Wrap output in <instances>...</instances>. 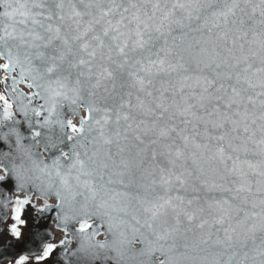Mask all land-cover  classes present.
<instances>
[{"label":"snow or ice","instance_id":"6c2138e0","mask_svg":"<svg viewBox=\"0 0 264 264\" xmlns=\"http://www.w3.org/2000/svg\"><path fill=\"white\" fill-rule=\"evenodd\" d=\"M0 58V264H264V0H0Z\"/></svg>","mask_w":264,"mask_h":264},{"label":"water","instance_id":"95a60500","mask_svg":"<svg viewBox=\"0 0 264 264\" xmlns=\"http://www.w3.org/2000/svg\"><path fill=\"white\" fill-rule=\"evenodd\" d=\"M2 62H4V61L2 58H0V63H2ZM5 76L8 77L7 86H8V89L10 90L12 87V77H16L17 79H19V69L17 68L15 70H12L9 72H5L3 69H0V80L2 81L3 94L9 95V92L6 91V89H5V80H4ZM16 87L20 92H23L26 96L29 95L31 92L35 91V89L28 87L27 81L17 84ZM0 105H2V102H0ZM0 111H2V109H0ZM81 114H83V113H81ZM74 119H76V118H74ZM32 200H33V203H36L37 205L42 203V200H40L38 198L37 194H35V193H33ZM50 202H52V201L50 200ZM33 215H34V210L31 207H28L26 209V213H25L26 218H30ZM39 215H45V214H39ZM52 215H54V213ZM95 224L97 225V227L100 230V235L97 237V239H103L104 238V232L106 231L107 226L104 224H101V222L99 220H95ZM49 227L52 228L53 236H55L59 232V229L55 228L54 222H50Z\"/></svg>","mask_w":264,"mask_h":264},{"label":"flooded vegetation","instance_id":"af4514ba","mask_svg":"<svg viewBox=\"0 0 264 264\" xmlns=\"http://www.w3.org/2000/svg\"><path fill=\"white\" fill-rule=\"evenodd\" d=\"M0 94H2V84H1V81H0Z\"/></svg>","mask_w":264,"mask_h":264}]
</instances>
